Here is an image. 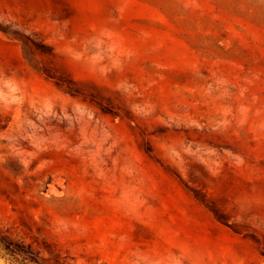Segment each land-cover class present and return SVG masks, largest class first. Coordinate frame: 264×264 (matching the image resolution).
<instances>
[{
  "label": "rangeland",
  "instance_id": "obj_1",
  "mask_svg": "<svg viewBox=\"0 0 264 264\" xmlns=\"http://www.w3.org/2000/svg\"><path fill=\"white\" fill-rule=\"evenodd\" d=\"M0 264H264V0H0Z\"/></svg>",
  "mask_w": 264,
  "mask_h": 264
},
{
  "label": "trees",
  "instance_id": "obj_2",
  "mask_svg": "<svg viewBox=\"0 0 264 264\" xmlns=\"http://www.w3.org/2000/svg\"><path fill=\"white\" fill-rule=\"evenodd\" d=\"M2 248L0 247V250H1Z\"/></svg>",
  "mask_w": 264,
  "mask_h": 264
}]
</instances>
